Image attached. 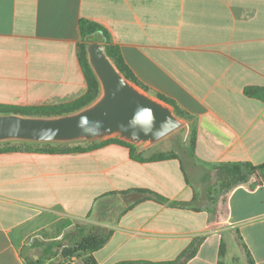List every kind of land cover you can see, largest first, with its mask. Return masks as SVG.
<instances>
[{"label":"crops","instance_id":"obj_1","mask_svg":"<svg viewBox=\"0 0 264 264\" xmlns=\"http://www.w3.org/2000/svg\"><path fill=\"white\" fill-rule=\"evenodd\" d=\"M80 18L107 30L150 95L191 117L193 154L137 160L115 142L0 153V264H26L28 243L26 255L39 257L32 239L63 218L111 231L97 264L171 260L197 236L186 264H264V183L251 177L228 190L220 220L199 192L214 164L264 163V101L244 93L264 87V0H0V104L57 105L85 93ZM160 141L135 145L134 156L164 151ZM138 189L191 206L135 203Z\"/></svg>","mask_w":264,"mask_h":264},{"label":"trees","instance_id":"obj_2","mask_svg":"<svg viewBox=\"0 0 264 264\" xmlns=\"http://www.w3.org/2000/svg\"><path fill=\"white\" fill-rule=\"evenodd\" d=\"M78 27L80 32V41L77 44L78 59L87 84L85 93L71 102L57 105L17 106L0 104V113L50 116L70 113L91 103L98 96L100 88L98 81L87 61L85 45L90 41L103 43L107 55L111 58V60L121 71V73L130 81L146 90V87L140 84L133 73L130 71L122 58L119 46L111 41L109 33L101 24L89 19L80 18ZM244 93L249 97L264 101V87H247L244 89ZM157 96L158 98L169 103L173 107L177 115L189 121L190 138L188 152L192 155L195 146L196 133L191 122V117L181 109H179L173 100L160 94H158ZM111 142L127 146L130 150L131 157L137 160L158 161L170 158H178V155L173 152L155 153L145 159L137 158L134 156V151L136 149L135 145L117 138H109L106 140L95 141L91 143L78 142L64 144L2 142L0 143V153L31 150L40 152L63 153L85 152ZM212 167L215 171L217 180L220 182V185L227 191L238 184L247 182L251 177H255L254 184L256 185H261L262 183H264V163L254 165L249 162H225L214 164ZM128 192L129 191H125L124 193ZM137 192L143 194V196L138 198L135 203L137 201L148 198L160 203H169L172 206H191L190 202L169 201L166 197L150 190L138 189ZM110 235V230L105 231L99 228H95L94 226L89 224H80L71 218H63L56 224L44 229L41 233V237L32 239V248L41 246L43 247L42 253L39 254V257L37 259H34L30 255H26L24 257L25 263L74 264L73 258L75 257L80 259L82 264H97L94 253L106 243ZM49 239L50 241H47ZM203 239V236H197L193 238L188 246L183 249L174 259L171 260L156 262L146 260H126L114 264H186L196 255ZM224 250V243L221 242V256L223 255ZM249 262L250 264H253L251 259H249Z\"/></svg>","mask_w":264,"mask_h":264},{"label":"water","instance_id":"obj_3","mask_svg":"<svg viewBox=\"0 0 264 264\" xmlns=\"http://www.w3.org/2000/svg\"><path fill=\"white\" fill-rule=\"evenodd\" d=\"M85 49L99 84L98 96L65 114L0 113V143H91L117 138L140 146L152 144L187 123L169 103L126 78L107 55L103 43L90 41ZM29 248L30 244H25L21 255L26 256Z\"/></svg>","mask_w":264,"mask_h":264},{"label":"rangeland","instance_id":"obj_4","mask_svg":"<svg viewBox=\"0 0 264 264\" xmlns=\"http://www.w3.org/2000/svg\"><path fill=\"white\" fill-rule=\"evenodd\" d=\"M189 138L190 128L187 122L172 133L160 139V142H162V146L164 149V151H161V153L173 152L178 156L183 155V149H186L188 151ZM203 174L204 173H201L200 176H202ZM199 190V192L202 193L204 197H206L204 199L205 207L210 208L213 214H216L218 220H220L224 213V202L227 190L220 185V182L216 178L215 171L210 172L207 178L203 180L201 184V189L199 188ZM237 253L238 251L231 246V248L229 249L228 256L234 254V256L237 257ZM224 263L228 264L227 257L224 258ZM241 264H244V262H241Z\"/></svg>","mask_w":264,"mask_h":264}]
</instances>
